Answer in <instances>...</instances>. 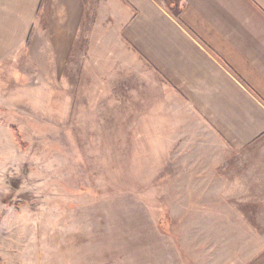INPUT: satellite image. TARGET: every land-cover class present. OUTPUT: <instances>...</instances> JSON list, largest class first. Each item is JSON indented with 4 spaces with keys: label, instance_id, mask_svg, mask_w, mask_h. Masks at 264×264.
Returning a JSON list of instances; mask_svg holds the SVG:
<instances>
[{
    "label": "rangeland",
    "instance_id": "1",
    "mask_svg": "<svg viewBox=\"0 0 264 264\" xmlns=\"http://www.w3.org/2000/svg\"><path fill=\"white\" fill-rule=\"evenodd\" d=\"M103 41L68 79L0 73V264H264V139L226 142Z\"/></svg>",
    "mask_w": 264,
    "mask_h": 264
},
{
    "label": "crops",
    "instance_id": "2",
    "mask_svg": "<svg viewBox=\"0 0 264 264\" xmlns=\"http://www.w3.org/2000/svg\"><path fill=\"white\" fill-rule=\"evenodd\" d=\"M117 36L226 142L264 139V0H0L1 77L68 79Z\"/></svg>",
    "mask_w": 264,
    "mask_h": 264
},
{
    "label": "trees",
    "instance_id": "3",
    "mask_svg": "<svg viewBox=\"0 0 264 264\" xmlns=\"http://www.w3.org/2000/svg\"><path fill=\"white\" fill-rule=\"evenodd\" d=\"M12 131H13V134H14L16 140H17L18 142H20V141H21V136H20L19 131H17L14 127L12 128Z\"/></svg>",
    "mask_w": 264,
    "mask_h": 264
}]
</instances>
